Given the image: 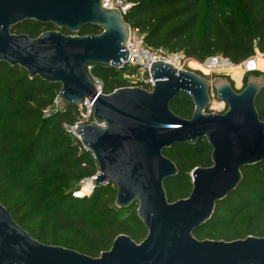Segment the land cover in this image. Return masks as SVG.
<instances>
[{
	"label": "water",
	"instance_id": "95a60500",
	"mask_svg": "<svg viewBox=\"0 0 264 264\" xmlns=\"http://www.w3.org/2000/svg\"><path fill=\"white\" fill-rule=\"evenodd\" d=\"M27 20L70 35L48 31L33 39L12 33ZM88 26L101 33L81 36ZM130 35L121 11L105 8L103 0H42L41 10L33 11L24 1L0 0V63L20 67L32 80L61 85L56 99L61 109L80 107L89 98L94 123L79 125L75 133L97 162L99 177L92 182L95 188L114 185L119 209L138 204L148 231L140 244L119 235L109 251L93 258L34 239L0 202V264H264V238L226 242L194 236L211 221L217 204L242 184V170L264 162V121L256 106L264 80L250 76L238 92L228 79L211 82L157 62L151 67V91L124 87L104 94L87 66L122 70ZM211 89L226 103L225 112H208ZM180 93L193 101L190 119L171 109ZM202 138L212 148V166L195 169L189 197L171 203L165 181L179 170L164 151L194 146Z\"/></svg>",
	"mask_w": 264,
	"mask_h": 264
},
{
	"label": "trees",
	"instance_id": "16d2710c",
	"mask_svg": "<svg viewBox=\"0 0 264 264\" xmlns=\"http://www.w3.org/2000/svg\"><path fill=\"white\" fill-rule=\"evenodd\" d=\"M125 1L132 5L125 16L126 22L151 48L184 53L201 62L223 57L233 64L245 61L256 50L264 53V0ZM50 29L52 27H42V33ZM22 32H27L33 39L40 36L31 33L25 25L13 30L18 35ZM100 33L98 27L88 26L80 35ZM132 70L129 67L122 69L123 74ZM118 71L108 66H94L93 74L102 82L104 94L127 86L126 80L117 78ZM246 83L247 80L237 91L241 92ZM61 88V85L47 83L39 77L30 79L20 67L0 63V125L3 124L0 129V185L5 184L21 194L34 191L39 179L53 170L60 171L70 180H82L96 174L98 165L93 154L86 151L66 128L80 121L79 107H53ZM256 106L264 121V89ZM171 109L176 115L190 119L194 104L187 94L180 93ZM8 113L13 115L6 118ZM164 155L173 160L179 170L177 177L165 181L169 201L187 199L192 191L194 170L212 166L211 146L202 138L194 146L176 145L167 149ZM15 166H20L18 173L13 171ZM242 173V184L217 204L211 221L194 232L198 240L208 236L230 242L249 235H264V162L247 167ZM112 187L109 184L96 188L91 197L72 203V197H66L48 212L49 227L61 234L90 237L91 242L85 249L93 258L109 251L119 235H128L138 244L142 243L148 231L138 217V204L119 209L115 205L117 191H112ZM5 190L0 189V202L23 227L26 221L18 219L23 212L13 209ZM48 202H42V207ZM95 216L98 222L91 221ZM245 216H249L250 229L229 232L230 227Z\"/></svg>",
	"mask_w": 264,
	"mask_h": 264
},
{
	"label": "rangeland",
	"instance_id": "374dc122",
	"mask_svg": "<svg viewBox=\"0 0 264 264\" xmlns=\"http://www.w3.org/2000/svg\"><path fill=\"white\" fill-rule=\"evenodd\" d=\"M253 56H257L259 60L264 61V53L260 50H256V53ZM194 61L191 62L190 68L191 71L196 72L204 77H206L209 81L214 82L216 80H224L228 79L232 82L233 87L236 90H241L248 78L250 76H257L264 80V71H259L254 74H246L241 69V64L244 62L238 64H233L235 67L238 68L236 71H229V68H221L216 71H209L205 68H198L195 67L193 62H199L200 64H204L205 61L201 62L193 58ZM125 76L127 79H125ZM117 78L119 80H126L127 81V88H141L146 89V79H143L141 77L140 72L138 70H135L132 72H127L123 74L122 70L118 71ZM102 83V82H101ZM211 104L209 106L208 112L211 113H220L225 112L227 109L226 103L222 101H218L216 92L211 89ZM54 108L60 109L57 102H54L53 105ZM51 110V109H50ZM47 113V112H46ZM48 114H50L48 112ZM13 114L8 113L6 115V118L11 117ZM47 115V114H46ZM3 124L0 125V129L2 128ZM17 147V146H16ZM20 166H15L13 168V171L18 173ZM99 170V169H98ZM97 170V171H98ZM97 173V172H96ZM193 174V173H192ZM191 174V176H192ZM87 178V177H86ZM82 180H70L67 179L65 175H63L60 171L53 170L48 175H45L41 177L37 183V186L34 191H30L29 193H16L12 190V188L6 187L5 184L0 185V189H6V197L10 199L12 203L13 209L16 211H22L23 214L18 219H24L26 221V224L22 227L28 232L33 233L34 236H32L34 239L40 241L41 243L53 246V247H62L65 249L74 250L76 252H79L81 254L90 256L86 252V245L91 242V238L88 236H85L83 234L80 235H69V234H61L54 231L53 227H49V217L48 212L50 210L55 209L66 197L71 196L72 200L81 201L82 199L86 197H82L81 193V184ZM112 191H117V188L113 185L111 188ZM93 195L90 194L89 197ZM46 201H49L47 204H45L42 207V202L45 203ZM92 222H98V217L95 216V220L92 219ZM250 229L249 226V216H245L241 219H239L236 224H234L232 227H230L229 232L231 233H237L241 232L243 230L248 231ZM248 237H255L253 235H249ZM246 237V238H248ZM244 238V239H246ZM258 238H264V235ZM244 239H235L233 241L238 240H244ZM213 240V241H220L217 239H212L207 236L204 240ZM230 241V242H233ZM98 258V257H97Z\"/></svg>",
	"mask_w": 264,
	"mask_h": 264
},
{
	"label": "built area",
	"instance_id": "2783aa9c",
	"mask_svg": "<svg viewBox=\"0 0 264 264\" xmlns=\"http://www.w3.org/2000/svg\"><path fill=\"white\" fill-rule=\"evenodd\" d=\"M103 5L107 9H118L121 11L123 16L125 17L128 12L131 10L132 5L125 0H103ZM127 49L130 52L128 61L124 62V68L129 67L131 69L138 70L140 72L141 77L146 79V87L147 90L151 91L153 86L155 85V81L153 80V76L151 73V67L153 64L157 62H164L167 64H171L180 70H189L191 71L190 65L191 62L194 61L193 58H189L184 53H170L163 48H151L144 44L143 37L137 31H132L130 39L127 43ZM196 62V61H195ZM190 64V65H189ZM206 70L216 71L221 68H230L234 66L233 63L226 58L223 57H212L205 61L202 65ZM123 68V69H124ZM241 69L246 74H254L260 71L259 69V61L257 56H251L246 59L241 64ZM94 66H87V72L90 75L91 79L97 84L99 91H103V85L101 81L93 74ZM132 72V71H130ZM129 76H125L127 79ZM81 112L80 121L72 126H66L69 133L74 135L79 141V137L76 135L75 130L81 124H92L93 121V105L91 104L89 98H86L83 104L79 107ZM221 113V112H220ZM94 158V157H93ZM95 159V158H94ZM99 177V170L96 174L84 178L81 181L82 188L81 193L82 197H89L90 194L94 193L95 186L93 184V179Z\"/></svg>",
	"mask_w": 264,
	"mask_h": 264
},
{
	"label": "flooded vegetation",
	"instance_id": "af4514ba",
	"mask_svg": "<svg viewBox=\"0 0 264 264\" xmlns=\"http://www.w3.org/2000/svg\"><path fill=\"white\" fill-rule=\"evenodd\" d=\"M19 1H24L26 7L29 10H32V11L35 10V9L41 10V8H42V0H19ZM20 3H22V2H20ZM22 25H25V28L28 29L33 34H38L39 33L41 35L42 34V27L43 28L52 27V29L47 30L45 32L58 31V32H61L62 34L70 35V33L67 30H65V29H58L54 25H42L41 23H38L35 20H27V21L17 25L16 27H14L13 30L18 28V27H20V26H22ZM13 30H12V33H13ZM14 34H16V33H14ZM16 35H18V34H16ZM20 35L29 36V34L27 32H22Z\"/></svg>",
	"mask_w": 264,
	"mask_h": 264
},
{
	"label": "bare ground",
	"instance_id": "6f19581e",
	"mask_svg": "<svg viewBox=\"0 0 264 264\" xmlns=\"http://www.w3.org/2000/svg\"><path fill=\"white\" fill-rule=\"evenodd\" d=\"M258 61H259V69L261 71H264V61L261 60V59L259 60V58H258ZM193 64H194L195 67L203 68L204 69V67L202 66V64H200L199 62H193L192 65ZM229 69H230L229 71H236V70H238V68L235 67V66H231Z\"/></svg>",
	"mask_w": 264,
	"mask_h": 264
}]
</instances>
